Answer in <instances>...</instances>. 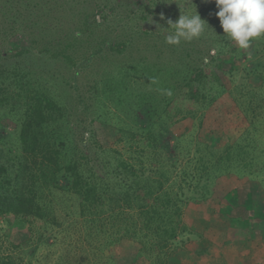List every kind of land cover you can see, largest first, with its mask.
<instances>
[{
  "label": "trees",
  "instance_id": "1",
  "mask_svg": "<svg viewBox=\"0 0 264 264\" xmlns=\"http://www.w3.org/2000/svg\"><path fill=\"white\" fill-rule=\"evenodd\" d=\"M55 1L0 0V60H45L33 68L0 67V232L14 252L49 240L61 246L59 236L72 230L85 234L91 256L66 245L56 264H121L112 247L129 243L138 249L130 264H169L174 242L190 234L187 206L207 204L224 176L264 177V99L255 105L252 96H264V86L254 94L246 83L228 90L222 77L232 70L236 84V62L259 51L207 27L219 20L212 0H95L93 8L80 0L68 14ZM123 8L139 25L121 37L111 23ZM196 12L207 22L200 37L167 44L175 32L168 20ZM139 42L147 47L130 60ZM249 66L248 77L264 84L262 65ZM221 96L228 97L225 108ZM201 109L222 116L213 131L204 133L210 128L200 116V135H177ZM89 111L102 125L112 124L110 115L122 122L116 136L129 159L91 145L92 125L80 119ZM13 134L15 142L8 139ZM145 164L153 175L146 176ZM235 206L237 217L250 221V211ZM15 262L0 256V264Z\"/></svg>",
  "mask_w": 264,
  "mask_h": 264
},
{
  "label": "rangeland",
  "instance_id": "2",
  "mask_svg": "<svg viewBox=\"0 0 264 264\" xmlns=\"http://www.w3.org/2000/svg\"><path fill=\"white\" fill-rule=\"evenodd\" d=\"M79 1L80 0H57L55 1L57 3L55 8L62 12L63 9L60 10L57 5L63 6V14H68L73 11V8L76 10ZM87 2L89 7H94L95 0H87ZM133 15L134 14L131 13L128 8H123L118 16L112 19L111 29L119 34L122 32L129 33V30L131 31V29L139 25L138 19H133L135 18ZM208 26L210 28L215 27L214 29L217 28V30L221 31L219 20L212 18V21H210L207 27ZM4 42H6V39L0 41L1 51L6 49L4 46L6 43ZM137 45L138 46H136L135 49L138 51L131 52L132 55H129L130 60L137 58L139 56L138 53L147 47L146 44L141 42L137 43ZM252 45L256 46V49L259 52L256 55L248 54L247 59L242 56V58L236 62V66L239 67L238 73L235 77L236 84L231 85L230 79L232 78V70H228L225 76L222 75L228 90L246 83L249 85L251 84L250 91L254 94L258 92L261 86H264V84L260 86L255 85L258 84L252 80L255 76L252 75L251 77H248L247 72L245 71V66L248 65V67H250L249 65H251V63H258L260 66L262 65L260 70L264 71V36L253 40L249 48H251ZM18 59L20 58L7 62L0 60V67L5 62L8 67L16 65L21 69L28 67L33 68V66H37L45 61L41 59L37 61V58L34 56L25 57L23 61ZM84 82L85 80L83 83ZM253 85L258 87L256 88ZM245 96L246 97H241L240 100L241 103L247 105L250 99L247 95ZM252 96L256 97L257 102L255 105H258V103L263 105V102H260V100L264 99L263 95L255 94ZM227 98L228 97L226 96L220 97L218 104L222 108L227 107L229 104ZM186 104L187 103H185V106L187 107L188 105ZM220 106H218V109L221 108ZM216 109L217 108H215V110ZM263 109L264 108H259L258 113L262 112ZM205 112H207L206 109L199 110L197 117L194 120L195 122H192L191 126L190 124L183 125L176 134L181 136L190 135L192 138L197 134L200 135V116H202L203 119L205 118V126L210 128L204 130V133L212 132V125L214 123L215 125H218L219 123L217 122L219 119H222V116L218 117L216 113L210 110L204 117L203 114ZM80 119L85 125H92V129L95 133V140L91 145L96 141L99 144L106 145V147H113L122 152L124 159H129V155L126 154L128 148L125 147L123 142H119L118 137L116 136L118 130L117 124H119L120 121L115 116L110 115L107 118V120L112 123L108 125H102L99 121H96V115H93L90 111L82 114ZM12 130L13 129L11 128L8 129V131ZM230 132H232V130H230ZM16 138V134L8 137V139L13 142L16 141ZM7 147L11 148V145L8 144ZM134 150L137 151L135 148ZM183 164L184 161L182 164L177 165L178 172L184 167ZM149 166V164H145V169L147 170L146 176L153 175L152 172L148 170ZM260 169L261 168L259 167L257 170L261 171ZM240 173L239 176L227 175L221 178L217 185L211 188V200L207 204L198 202L185 208L187 209L185 211L186 214H184V216L187 215L185 222L190 230V234H187L184 237H179L174 242L178 248H176L177 250L170 258L169 264H264V188L261 184V180L264 177L255 176L250 179ZM173 176L174 177L170 178V180L165 183V189H169L172 185L175 180V175ZM237 202L247 211H250L249 214L246 213L248 217L250 215V221L249 219L244 221L237 217L238 209L235 206V203L237 204ZM201 208L205 214L203 217L199 218L198 215L201 214ZM2 225L4 227L2 229H5V224ZM3 234L4 231L0 232V235H2L0 242V256H13V259L17 264H56L59 256L64 255L62 254V250L65 249L66 245L68 246L65 251L70 249L74 251V254L79 253V256L86 258H88V255L91 256V252L88 253V250L91 251L92 249L90 244L85 240V234H81L78 231L72 230L70 234L66 233V235H63L62 237L59 236L58 242L62 241L61 246H59V244L53 245V240H49L48 243H34L30 249H27V251L16 250L15 252L9 247V243ZM113 249L118 250L116 257H118V261L121 264H130L138 251L136 245L131 243L128 245L120 244L117 245V247H112V250ZM90 259L92 262L95 261L93 257Z\"/></svg>",
  "mask_w": 264,
  "mask_h": 264
},
{
  "label": "clouds",
  "instance_id": "3",
  "mask_svg": "<svg viewBox=\"0 0 264 264\" xmlns=\"http://www.w3.org/2000/svg\"><path fill=\"white\" fill-rule=\"evenodd\" d=\"M212 2L218 9L216 16L224 36L234 41L241 49H248L253 39L264 36V0H212ZM168 24L175 32L166 37V43L178 46L182 40L190 42L200 37L207 22L196 12L191 16L182 14L176 22L168 20Z\"/></svg>",
  "mask_w": 264,
  "mask_h": 264
}]
</instances>
